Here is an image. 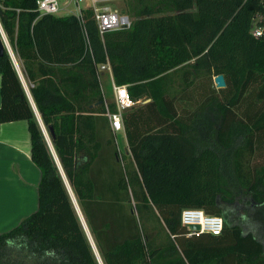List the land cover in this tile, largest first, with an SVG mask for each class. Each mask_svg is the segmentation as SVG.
Returning a JSON list of instances; mask_svg holds the SVG:
<instances>
[{"label":"trees","instance_id":"1","mask_svg":"<svg viewBox=\"0 0 264 264\" xmlns=\"http://www.w3.org/2000/svg\"><path fill=\"white\" fill-rule=\"evenodd\" d=\"M136 2L125 4L132 27L101 38L91 9L83 29L73 15H41L37 0H0L1 26L102 262L264 264V239L242 221L264 228V31L253 35L264 0ZM102 64L132 99L149 100L122 112L131 171L117 189L137 218L134 232L107 247L88 210L108 128ZM218 75L224 90L198 82ZM0 76V125L28 123L41 174L37 210L0 234V264H99L6 50ZM108 109L117 112L115 103ZM188 208L222 217V234L188 237ZM149 216L165 226V241L147 228Z\"/></svg>","mask_w":264,"mask_h":264},{"label":"rangeland","instance_id":"2","mask_svg":"<svg viewBox=\"0 0 264 264\" xmlns=\"http://www.w3.org/2000/svg\"><path fill=\"white\" fill-rule=\"evenodd\" d=\"M69 1L70 0H59L63 8L69 3ZM131 2H136V0H131ZM126 5L129 4L127 3ZM125 7L126 6H121V9L127 13ZM66 8V10L60 11L58 16H67L68 11H72L74 6L70 5ZM130 14L132 15V18H135L133 13ZM214 78L206 79L205 83L202 80H199L198 82L211 90L212 83L215 86ZM102 82L108 103H115L113 91L111 85L108 84L106 74H104ZM180 82V77L174 79V91L181 90ZM144 99V97L141 98L139 102H145ZM100 139L101 142H104L105 146L101 149L92 167L91 174L96 186L97 198L94 202L88 203V210L92 216L93 223L100 232V238L103 245L107 247L129 235L130 232H134V218H137V213L134 208H131L129 203H127L126 195L117 189V179L119 176L125 175L126 172L129 173L131 171V160L126 156L124 150L123 135L122 133L113 135L110 131H102ZM106 139H110L112 143L108 145L107 142H105ZM133 189H135L134 185ZM139 205L141 207L140 202ZM32 211L28 212V214H24V218L30 215ZM106 224H109L110 227L106 228ZM146 224L147 228L154 230L157 233L159 237L158 241L163 242L166 240L167 231L165 230V226L156 218V216H149V222Z\"/></svg>","mask_w":264,"mask_h":264},{"label":"crops","instance_id":"3","mask_svg":"<svg viewBox=\"0 0 264 264\" xmlns=\"http://www.w3.org/2000/svg\"><path fill=\"white\" fill-rule=\"evenodd\" d=\"M99 74L104 100H107L105 90H103L102 78L104 74H106L108 84L111 85L113 91L112 81L114 82V80L112 73L109 71H100ZM139 100L140 99L135 100V105L133 107L149 102V100H145V102H139ZM1 104L0 76V107ZM103 116L107 119L106 122L108 125V128L103 131H110L112 133L108 118L105 114ZM119 133L123 135L124 150L126 156L130 158V149L124 130ZM104 146L105 145H103V147ZM40 177V171L31 159V138L28 130V123L26 121H15L1 124L0 234L17 226L23 220L24 214H28V212L32 210V213H34L37 210ZM32 213H30V215ZM242 221L246 230H252L258 239H264V228L260 227L258 221H250L247 217H242Z\"/></svg>","mask_w":264,"mask_h":264},{"label":"built area","instance_id":"4","mask_svg":"<svg viewBox=\"0 0 264 264\" xmlns=\"http://www.w3.org/2000/svg\"><path fill=\"white\" fill-rule=\"evenodd\" d=\"M129 0H70L68 4L61 6L59 0H37V11L41 15H56L59 12L66 10L67 6L73 5L74 9L68 11L67 15H73L77 18L84 29V11L91 9L93 12V18L95 20L97 30L101 38L105 34L130 29L133 25V18L125 13L121 9V6ZM253 35L260 37L264 31V23L262 17H257ZM86 41H88V35L86 34ZM100 71H109L111 68L109 64H102L99 66ZM115 103L117 106V112H110L108 109V101L104 100L106 105L105 116L108 118L110 129L114 135L124 130L122 121V112L135 105V100L132 99L127 86H119L112 81ZM181 222L183 226L199 225L200 231H190L187 234L188 237L199 236L202 233H209L213 236H220L224 229L223 218L217 215H208L200 209H184L181 215Z\"/></svg>","mask_w":264,"mask_h":264},{"label":"water","instance_id":"5","mask_svg":"<svg viewBox=\"0 0 264 264\" xmlns=\"http://www.w3.org/2000/svg\"><path fill=\"white\" fill-rule=\"evenodd\" d=\"M5 50L8 52L9 56L11 57V59L13 61V64H14V66H15L18 74H19V77L21 78V80L23 82V85L25 87V91L27 93V96H28V98H29V100H30V102H31V104L33 106V109H34L35 115L37 117V120L39 122V125H40V127L42 129V132L44 133V136L46 138V141H47V143L49 145V148L51 150V153H52V155H53V157L55 159V162L57 164V167L59 169V172H60L61 176L63 177V180L65 182V185H66V187L68 189V192L70 194V197L72 199L73 205L75 207V210H76V212L78 214V217L80 219V222H81V224L83 226V229H84V231L86 233V236H87V238H88V240L90 242V245H91V247L93 249V252H94V254L96 256V259H97V261H98L99 264H103L102 259L100 257V254H99V252H98V250L96 248V245L94 244V242H93V240H92V238L90 236V233H89L88 229H85V227L83 225V218H82V214H81L80 207H79V205L77 203V200H76V198L74 196V193H73V191H72V189H71V187L69 185V182H68V180H67V178L65 176V173H64V171L62 169V166L60 164V161H59V159H58V157L56 155V152H55V150L53 148V145L51 143V140L49 138V135L47 133V130H46L45 126L42 123V120L40 118V115H39V113H38V111L36 109V106H35L34 102H33L32 96H31V94H30V92H29V90L27 88V85H26V83L24 81L23 75H22V73H21V71L19 69V65L17 63L16 57L14 55V52H13V50H12L10 44H9V41H8V39L6 37V34H5V32H4V30H3L2 26H1V23H0V57L4 54V51ZM214 83H215V86H216L217 89H224V88H226V81H225V78H224L223 75L216 76L214 78ZM100 103L101 102L95 104V106H98ZM188 229L190 231L196 232V231H200V226L199 225H189L188 226Z\"/></svg>","mask_w":264,"mask_h":264},{"label":"bare ground","instance_id":"6","mask_svg":"<svg viewBox=\"0 0 264 264\" xmlns=\"http://www.w3.org/2000/svg\"><path fill=\"white\" fill-rule=\"evenodd\" d=\"M81 214H82V212H81ZM82 218H83V225H84L85 229H88V231H89V233H90V236H91V238H92V240H93V237H92L91 232H90V230H89V228H88V226H87V223H86V221H85V219H84L83 214H82ZM93 242H94V240H93ZM94 244H95V242H94Z\"/></svg>","mask_w":264,"mask_h":264}]
</instances>
